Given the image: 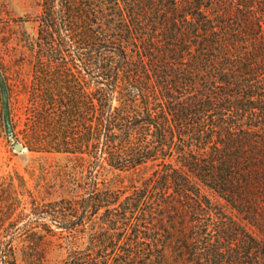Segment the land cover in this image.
<instances>
[{
	"label": "trees",
	"instance_id": "1",
	"mask_svg": "<svg viewBox=\"0 0 264 264\" xmlns=\"http://www.w3.org/2000/svg\"><path fill=\"white\" fill-rule=\"evenodd\" d=\"M30 21L11 129L78 179L52 172L38 192L72 194L49 200L3 179L0 264H264V0H42L21 17L0 0L1 30ZM72 234L84 246L50 262Z\"/></svg>",
	"mask_w": 264,
	"mask_h": 264
},
{
	"label": "rangeland",
	"instance_id": "2",
	"mask_svg": "<svg viewBox=\"0 0 264 264\" xmlns=\"http://www.w3.org/2000/svg\"><path fill=\"white\" fill-rule=\"evenodd\" d=\"M41 1L42 0H7L10 9L17 17L26 14H32L33 16L38 14L41 10ZM10 30L11 32L9 29H0V58L3 64V68H0V184L5 177L10 175L17 176V174H19L26 179L28 187L35 191L39 199L49 200L56 199L62 195L67 196L72 193L60 187L54 189L56 191H46L42 188V191L38 192L36 184H46L48 181L50 182L49 187H53L56 174L52 172L62 167H65L69 171H73V176H75L73 180L76 178L78 179V174L73 170L76 163L69 160L66 155L30 151L17 140L15 133L11 129L15 120L19 119V116L13 117V115H19L21 109L27 103V95L24 93V86L30 81L32 74L31 67L29 64H25L24 61L20 65H14L13 61L15 57L13 56L19 54L17 48L21 49L18 37L21 36L22 32L26 31L31 37H36L38 26L33 21H30L22 23L20 26L12 25ZM6 41L9 42L6 44ZM16 76L17 82H13ZM9 78L12 80H9ZM9 82L13 83V88L20 91L18 94H13L11 92ZM262 95L264 96V90H262ZM12 119H14V121H12ZM19 128H21V126ZM16 143H21L24 149L16 150ZM78 165H80V162ZM149 172V170L145 171L146 174ZM130 177L131 174L129 172H121L115 177L112 175L104 176L103 182L104 184H111L112 182L127 184L130 181ZM73 183L77 184L76 181ZM96 224H98V221H96L92 228L97 226ZM68 238V244L62 246L60 245L61 242L55 240V243L50 246V250L47 254V259L50 262H56L64 258L69 251V246L81 248L86 241V238L78 234H72L68 236ZM15 244L18 247L17 253L20 259L21 243L20 241H15Z\"/></svg>",
	"mask_w": 264,
	"mask_h": 264
},
{
	"label": "water",
	"instance_id": "3",
	"mask_svg": "<svg viewBox=\"0 0 264 264\" xmlns=\"http://www.w3.org/2000/svg\"><path fill=\"white\" fill-rule=\"evenodd\" d=\"M15 149L16 150H23L24 149V146L21 143H16L15 144Z\"/></svg>",
	"mask_w": 264,
	"mask_h": 264
}]
</instances>
